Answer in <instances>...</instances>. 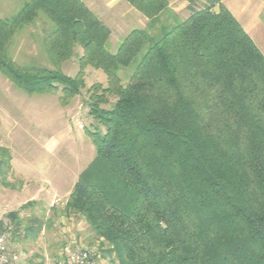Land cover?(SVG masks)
<instances>
[{
	"label": "trees",
	"instance_id": "trees-1",
	"mask_svg": "<svg viewBox=\"0 0 264 264\" xmlns=\"http://www.w3.org/2000/svg\"><path fill=\"white\" fill-rule=\"evenodd\" d=\"M124 1L147 26L114 53L108 27L82 0H26L0 18V74L25 94L58 93L66 106L85 88L86 67L106 77L86 91L95 156L66 213L116 264H264L263 54L219 0H189L188 17L159 30L168 0ZM39 19L51 69L7 52ZM76 47L69 77L61 68ZM10 171L0 146V185Z\"/></svg>",
	"mask_w": 264,
	"mask_h": 264
},
{
	"label": "rangeland",
	"instance_id": "rangeland-1",
	"mask_svg": "<svg viewBox=\"0 0 264 264\" xmlns=\"http://www.w3.org/2000/svg\"><path fill=\"white\" fill-rule=\"evenodd\" d=\"M25 1H17L18 10ZM82 1L108 27L106 48L111 53L133 29H146L147 20L124 0ZM168 3L156 30L189 15V0ZM11 4L13 7L15 1ZM9 7L0 3L3 13ZM7 52L18 65L52 68L42 44L40 19L17 32ZM81 53L76 47L72 58L62 64L65 75H76ZM131 73V69L121 70V81L126 83ZM84 82L81 94L62 106L58 93L27 95L0 74V146L9 151L14 164L7 176L9 186L0 185V231L8 234L23 264L52 262L65 247L94 250L100 264H116L113 256L102 255L103 239L95 237L81 217L65 211L68 194L95 156L86 135V130L96 125L88 114L86 91L96 83L105 87L106 77L102 71L86 67ZM53 180L56 184L49 182ZM55 189L60 199L51 207L45 199Z\"/></svg>",
	"mask_w": 264,
	"mask_h": 264
},
{
	"label": "crops",
	"instance_id": "crops-1",
	"mask_svg": "<svg viewBox=\"0 0 264 264\" xmlns=\"http://www.w3.org/2000/svg\"><path fill=\"white\" fill-rule=\"evenodd\" d=\"M14 1L16 5L14 4L12 7L11 0H0V3H4L11 7H9V11L7 13H3V9H0V18L10 19L13 16L12 14H14V11H18L17 1L19 0ZM219 2L223 4L230 11L233 17L240 23L244 31L249 35V37L253 40L255 45L264 56V0H219ZM42 149L44 150L45 146H43ZM11 166L14 170L13 160L11 161ZM49 182L56 184V180ZM57 195L58 193L55 189L53 193L45 199L49 206L53 207L58 203L60 197ZM63 206L64 204H62V207ZM60 223L61 221L57 222L59 226Z\"/></svg>",
	"mask_w": 264,
	"mask_h": 264
},
{
	"label": "built area",
	"instance_id": "built-area-1",
	"mask_svg": "<svg viewBox=\"0 0 264 264\" xmlns=\"http://www.w3.org/2000/svg\"><path fill=\"white\" fill-rule=\"evenodd\" d=\"M58 258L47 264H100V259L94 250H76L65 247ZM0 264H23L19 253L10 244L9 236L0 231Z\"/></svg>",
	"mask_w": 264,
	"mask_h": 264
}]
</instances>
